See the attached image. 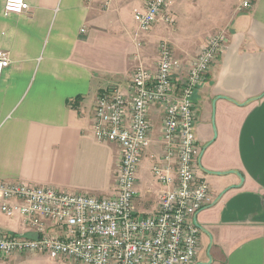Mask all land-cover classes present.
Segmentation results:
<instances>
[{
    "label": "crops",
    "instance_id": "obj_1",
    "mask_svg": "<svg viewBox=\"0 0 264 264\" xmlns=\"http://www.w3.org/2000/svg\"><path fill=\"white\" fill-rule=\"evenodd\" d=\"M4 1L0 53L9 66L0 80V181L69 193H115L120 148L93 136L100 93L118 87L127 94L136 68L154 72L160 43L172 49L175 74H185L208 38L225 33L224 52L192 97L196 176L209 186L196 215L200 246L193 264H264V0L242 11L241 0H172L148 31L134 20L147 0H26L28 13L8 16ZM150 122L135 199L146 215L165 190L151 171L164 154L158 107ZM0 235L37 237L20 217L1 211ZM52 261L0 255V264Z\"/></svg>",
    "mask_w": 264,
    "mask_h": 264
},
{
    "label": "built area",
    "instance_id": "obj_2",
    "mask_svg": "<svg viewBox=\"0 0 264 264\" xmlns=\"http://www.w3.org/2000/svg\"><path fill=\"white\" fill-rule=\"evenodd\" d=\"M172 0H147L134 20L148 31ZM256 0H241L237 10H249ZM26 0H5L3 14L28 13ZM164 21H169L166 16ZM220 32L208 38L185 74H175L167 43L158 46L154 72L136 68L128 93L118 87L100 93L93 111V136L120 148L115 193L109 197L69 193L48 186L0 181V211L18 216L37 237L0 235V255L40 254L71 264H193L199 250L197 213L209 198V186L196 176L198 147L194 92L206 81L226 47ZM9 66L0 53V80ZM162 112L163 158L152 174L165 188L153 214L135 207L138 167L149 145L150 111ZM64 233L55 236L50 229Z\"/></svg>",
    "mask_w": 264,
    "mask_h": 264
},
{
    "label": "rangeland",
    "instance_id": "obj_3",
    "mask_svg": "<svg viewBox=\"0 0 264 264\" xmlns=\"http://www.w3.org/2000/svg\"><path fill=\"white\" fill-rule=\"evenodd\" d=\"M167 12H165V14H166ZM167 16H169V15H167ZM165 19H166V17H165ZM179 23H180V17H179ZM167 24H168V26L170 27V28H174V26H175V21L173 22V20L171 19V17L169 16V21H167ZM51 264H71V262H69V261H66V260H61V259H59V260H53L52 262H51Z\"/></svg>",
    "mask_w": 264,
    "mask_h": 264
},
{
    "label": "water",
    "instance_id": "obj_4",
    "mask_svg": "<svg viewBox=\"0 0 264 264\" xmlns=\"http://www.w3.org/2000/svg\"><path fill=\"white\" fill-rule=\"evenodd\" d=\"M199 167H200V165H199ZM201 168V167H200ZM201 171L202 172H205V173H208L207 171H205V170H203V169H201ZM230 173H232V174H235L236 176H238L239 178H240V180H242V177H241V175L239 174V173H236V172H230ZM216 174H221V173H216Z\"/></svg>",
    "mask_w": 264,
    "mask_h": 264
}]
</instances>
